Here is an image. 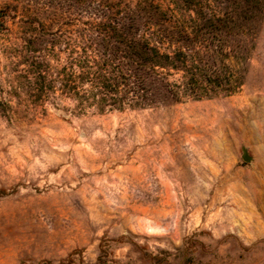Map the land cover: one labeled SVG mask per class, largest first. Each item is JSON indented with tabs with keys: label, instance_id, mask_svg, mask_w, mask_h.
I'll return each mask as SVG.
<instances>
[{
	"label": "rangeland",
	"instance_id": "374dc122",
	"mask_svg": "<svg viewBox=\"0 0 264 264\" xmlns=\"http://www.w3.org/2000/svg\"><path fill=\"white\" fill-rule=\"evenodd\" d=\"M71 1L0 0V49L29 11L74 15ZM159 1L177 16L253 13ZM262 11L248 62L230 58V96L103 114L60 99L0 117V264H264Z\"/></svg>",
	"mask_w": 264,
	"mask_h": 264
},
{
	"label": "trees",
	"instance_id": "16d2710c",
	"mask_svg": "<svg viewBox=\"0 0 264 264\" xmlns=\"http://www.w3.org/2000/svg\"><path fill=\"white\" fill-rule=\"evenodd\" d=\"M237 3L253 13L177 16L159 0H72L74 15L44 5L42 18L29 11L0 49V117L26 119L31 108L60 99L74 114H103L230 96L242 86L230 58L248 62L250 26L264 7V0ZM4 16L0 33L9 31Z\"/></svg>",
	"mask_w": 264,
	"mask_h": 264
},
{
	"label": "water",
	"instance_id": "95a60500",
	"mask_svg": "<svg viewBox=\"0 0 264 264\" xmlns=\"http://www.w3.org/2000/svg\"><path fill=\"white\" fill-rule=\"evenodd\" d=\"M241 159L245 163H250L251 162V157L248 155L246 149H242V156Z\"/></svg>",
	"mask_w": 264,
	"mask_h": 264
}]
</instances>
